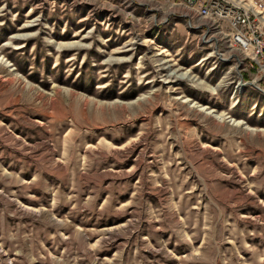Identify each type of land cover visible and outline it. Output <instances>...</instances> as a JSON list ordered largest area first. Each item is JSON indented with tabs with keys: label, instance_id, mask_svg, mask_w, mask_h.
I'll list each match as a JSON object with an SVG mask.
<instances>
[{
	"label": "rangeland",
	"instance_id": "obj_1",
	"mask_svg": "<svg viewBox=\"0 0 264 264\" xmlns=\"http://www.w3.org/2000/svg\"><path fill=\"white\" fill-rule=\"evenodd\" d=\"M185 2L0 0V264H264V61Z\"/></svg>",
	"mask_w": 264,
	"mask_h": 264
},
{
	"label": "built area",
	"instance_id": "obj_2",
	"mask_svg": "<svg viewBox=\"0 0 264 264\" xmlns=\"http://www.w3.org/2000/svg\"><path fill=\"white\" fill-rule=\"evenodd\" d=\"M203 9L214 10L222 19L226 30L233 36V43H240L249 52L248 67L257 68L264 61V0H194ZM189 17V16H187ZM192 23V18H189ZM203 34L210 43L216 42L208 30ZM230 56V53H227ZM264 70V68H262Z\"/></svg>",
	"mask_w": 264,
	"mask_h": 264
},
{
	"label": "bare ground",
	"instance_id": "obj_3",
	"mask_svg": "<svg viewBox=\"0 0 264 264\" xmlns=\"http://www.w3.org/2000/svg\"><path fill=\"white\" fill-rule=\"evenodd\" d=\"M185 1H186L185 3L187 4L185 8L187 9L182 8V10L184 12L191 13L199 18L200 24L197 26V28L201 29L203 26L205 29L208 30V34L214 31V34H213L214 36H212V39H214L216 43H218V40L220 38L221 40L226 42L227 46L230 49V55L237 56L236 54H241L240 52H242L243 50L245 51V47L243 45H241L240 43H233V36H230L229 32L226 30V24L222 22V19L219 17H215L214 10L203 9V7L197 4V2H195L194 0H185ZM205 38H202V39H205ZM247 54H249V52H247ZM222 55H224V53ZM242 58L245 59V61L248 63L249 55L248 57L243 56ZM236 59L240 63L241 59H238V57ZM185 101H189V100H185ZM195 105L200 107L201 110L207 109L206 107L198 105L197 103ZM220 117H223V115H220ZM237 123H240V122L237 121Z\"/></svg>",
	"mask_w": 264,
	"mask_h": 264
},
{
	"label": "crops",
	"instance_id": "obj_4",
	"mask_svg": "<svg viewBox=\"0 0 264 264\" xmlns=\"http://www.w3.org/2000/svg\"><path fill=\"white\" fill-rule=\"evenodd\" d=\"M190 25L192 26V23H190ZM193 27V26H192ZM193 28H195V29H197V26L196 27H193ZM203 38V35H201V39ZM218 118H220V115L218 114ZM222 118V117H221ZM220 118V119H221Z\"/></svg>",
	"mask_w": 264,
	"mask_h": 264
}]
</instances>
